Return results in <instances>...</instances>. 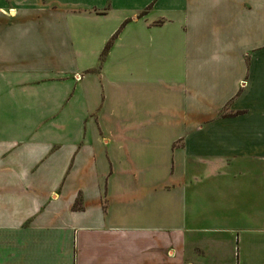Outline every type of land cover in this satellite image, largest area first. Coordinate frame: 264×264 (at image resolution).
I'll list each match as a JSON object with an SVG mask.
<instances>
[{"label": "crops", "instance_id": "1", "mask_svg": "<svg viewBox=\"0 0 264 264\" xmlns=\"http://www.w3.org/2000/svg\"><path fill=\"white\" fill-rule=\"evenodd\" d=\"M0 264H264V0H0Z\"/></svg>", "mask_w": 264, "mask_h": 264}, {"label": "trees", "instance_id": "2", "mask_svg": "<svg viewBox=\"0 0 264 264\" xmlns=\"http://www.w3.org/2000/svg\"><path fill=\"white\" fill-rule=\"evenodd\" d=\"M110 45V42H108L105 46V50L107 49V47Z\"/></svg>", "mask_w": 264, "mask_h": 264}]
</instances>
